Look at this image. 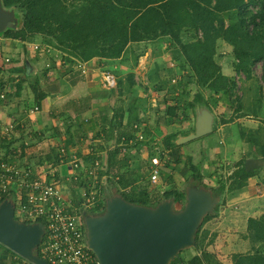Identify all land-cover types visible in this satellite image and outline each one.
Masks as SVG:
<instances>
[{"label": "trees", "instance_id": "obj_1", "mask_svg": "<svg viewBox=\"0 0 264 264\" xmlns=\"http://www.w3.org/2000/svg\"><path fill=\"white\" fill-rule=\"evenodd\" d=\"M2 3L4 6L14 7L21 16V23L16 28L1 31L3 36L21 40L39 38L41 42L55 43L56 47L66 52V60H70L69 57L86 61L95 56L98 59L118 57L132 42L165 37L169 45L178 48V54L174 56L177 60L176 70L185 71L179 77H173L175 81H171V76L169 80L155 82L149 74L153 88L162 90L167 83L169 85L164 98V111L168 115L164 120L166 124L183 122L178 113L180 107L185 113L182 114L185 119L189 118L188 110L195 112L201 107L210 110L211 103L215 104L217 100L214 94H218L225 105H232L230 95L235 82L231 75L222 72L221 64L216 59L220 55L217 50L219 39L231 45L232 67L236 71H243L250 76L251 65L261 60L264 78V0H2ZM23 76L29 75L23 71ZM133 76L132 72L127 73V85L118 79L117 88L114 86L99 91L106 94L105 102L97 104L100 105L103 124L94 135L105 141L113 139L114 145L107 146L103 156L90 151L84 155V160L89 167L94 165L95 160L98 161L96 188L99 194L103 188L101 177L105 176V180L115 187L114 192L120 193L128 201L154 205L163 198L172 197L174 201L181 203L185 197L184 189L173 185L162 192L153 190L154 186L147 187L149 180L148 177L143 179L144 172L138 173L128 167L129 160L125 156L128 148L125 149V144L134 136V124H141L144 119L141 111L143 107L139 104L142 103V98L134 93L130 94L134 85ZM123 86L125 89H121ZM30 87L34 99L40 102L45 92L38 77L30 80ZM205 89L209 90L208 96L204 94ZM126 92L130 94L128 102H124ZM113 95L117 98L109 103V98ZM88 102L89 98L85 96L79 100L69 99L66 103L73 109L80 107L77 110L83 111V107H90ZM239 104L235 106L237 112L234 115H246V112L240 111ZM74 116L67 113L69 121H66V132L72 138L70 144L76 145L75 133L84 135L82 131L94 127L97 121L95 116L87 117L85 122ZM232 117L229 116V119ZM223 119V122L226 121V118ZM71 124L75 126L74 130L69 129ZM193 130V124L186 129H175L164 140L175 164L182 161L183 156L181 148L184 143L176 142L178 134L185 135ZM57 133L63 134V131H55L54 134ZM263 133L264 119L260 126L251 130V135L247 138V142L257 145L255 148L260 155H264V140L260 139ZM145 141L146 139L134 140L133 151L140 153L142 149H146ZM10 142L11 140L3 143L5 149L9 148ZM67 151L65 150L64 155ZM76 153L80 155L78 148ZM154 153L152 149L148 150L147 158ZM64 155H61L63 160L67 158ZM61 156L60 150L56 149L44 159L57 164ZM244 158L245 156L238 160L232 179L229 176V188L226 187V181L220 179L215 189L211 187L215 193L224 189H233L234 192V188L245 183L249 172L243 165ZM44 159L40 162L46 161ZM169 163L170 158L166 161V164ZM190 175L198 179L197 183L192 181L191 184L207 186L202 181L199 169L191 170ZM172 178V174H166L164 181H172ZM75 200L79 203L78 199ZM104 203L102 199L88 212L101 211ZM217 212L218 204L213 212L204 215L195 234V244L181 249L169 264H225L214 251L208 249L216 234L208 236V231L203 229L204 221ZM247 223L246 228L249 227L252 233L255 232V237L263 241L262 247L254 251L233 252L231 264H264V220L249 217Z\"/></svg>", "mask_w": 264, "mask_h": 264}, {"label": "rangeland", "instance_id": "obj_2", "mask_svg": "<svg viewBox=\"0 0 264 264\" xmlns=\"http://www.w3.org/2000/svg\"><path fill=\"white\" fill-rule=\"evenodd\" d=\"M3 4V3H2ZM3 8L6 9V12H11L14 14L11 23V27L15 25L14 28H16L21 23V16L17 10L14 8V13L11 10V7H7L2 5ZM255 10V8H253ZM251 27V25H249ZM0 30V47L7 44L6 37L3 36ZM12 39V37H9V39ZM15 41L19 44L22 43V47L25 50H28V54L25 50L23 52L25 55L33 56L35 55V58H43L42 55H45L43 60L44 64L40 65L43 69H51L53 66L60 67H69V65L72 67L74 64H76L78 61H81L80 59H77L75 57H69L70 60H66L64 58V55H67L65 51L61 50L60 48L56 47L55 43H45L39 41V38L31 39V40H21L18 38H15ZM224 40L219 39L217 41V50L219 51L220 55L216 56L217 61L221 64V66H224L225 68L228 67V69H224L228 73V75H231L234 79L235 85L234 89L232 90V93L230 95L232 105H225L223 100L219 97L218 94H214L215 97H217L216 103H211V109L209 110L211 112V118H212V130L204 135L198 136L197 138H193L191 140H188L184 143V145L181 148V152L183 154L182 161L175 164V162L172 160V156L169 154V148L166 147L164 140L171 134L173 130L177 129H186L187 127L191 126L192 124L195 125V118L198 110L195 112L189 111V118L185 119L183 115V109L180 107L178 109V113L180 116H182V123H174L166 124L164 122L165 118L168 117V115L165 113V96H167L166 89L169 87L168 83L166 84L164 89H155L153 88V85L151 86V77L149 78V74L154 78L155 82H158L159 80H169L170 77L171 81H175L173 77L177 76L179 77L181 74H184L185 71L179 72L177 67V60L174 59V56L178 54V48L174 45H169L168 40L165 37H160L153 40H142L138 42H132L128 45V47L125 49V51L118 57H103L101 61L93 62L90 65L92 67H97L98 69H101V73L110 72L115 76L116 82L118 79H121L125 85H127L125 76L128 72L133 73L134 77V85L132 86L130 94H138L141 95L142 99L146 98L147 105L141 106V108H148L147 110H143L145 112V118L144 122H141V124H138L140 127H136L134 129V136L131 138L130 145L128 143L125 144V149L128 148V151L126 150L125 156L128 157L129 161H133L137 159L140 155L147 159L146 162H144V166L142 164V170L144 171V180L147 177L146 171L148 166V150H151L155 152L156 150H164L165 153L168 152L170 158L169 164H164L165 167H163V171L161 174V178L159 179V182L164 180L166 177V174H172L173 178L172 181H168L165 183V181L162 182L163 187H170V186H177L181 189H186L187 185L191 184L192 181H195L197 183L198 179L193 178L190 175V171H195L197 169L200 170L202 174V181L207 185L206 187L210 188L213 187L214 189L219 184V180L223 179L226 181V184L229 183V176L232 179V173L233 170L236 168L238 164V160L242 157H246V155L255 154L250 151L251 144L247 142V138L249 135H251V129L248 127L252 120L250 116H244L242 117L241 121H235V118L237 117L235 114L236 111V104H239L238 107H241L243 104V107L245 108V111H249L254 115H257L258 117L264 119V78L262 77V61L257 60L255 63L251 65V75L247 76L245 72L243 71H236L232 67V61L233 56L228 49L229 47L225 46ZM14 42V41H13ZM231 48V45H230ZM31 51V52H30ZM222 51V52H221ZM226 52L225 53H223ZM10 53L12 54L11 49H4V47L0 48V53ZM35 52V54H34ZM34 54V55H33ZM34 58V59H35ZM95 58H98L95 56ZM29 59V58H28ZM26 59L25 65L30 64L29 61L31 60ZM53 59V60H52ZM23 64V63H22ZM32 64V63H31ZM25 65H23L25 67ZM99 65L101 67L99 68ZM30 66V65H29ZM26 68V67H25ZM77 68V66H75ZM37 74L36 75L39 78V82L41 83V77H43V73H41L39 67L36 68ZM222 70V69H221ZM26 71V69H25ZM24 71V72H25ZM51 72V71H50ZM49 72V73H50ZM93 70H85L83 73L84 75L91 74ZM223 72V70H222ZM27 74V72H25ZM48 73V74H49ZM87 73V74H86ZM23 74V72H22ZM28 75V74H27ZM30 75V74H29ZM53 74L50 76L52 77ZM60 77V76H59ZM172 83V82H170ZM169 83V84H170ZM100 84V83H99ZM98 84V86H99ZM102 85L101 90H105L107 88H103ZM117 88V86L115 85ZM201 88V87H198ZM121 89H125L124 86L121 87ZM202 89V88H201ZM261 92H260V91ZM130 94L127 92L126 100L124 102H128L130 99ZM204 94L206 96L209 95V90L205 89ZM255 98L252 102V98ZM154 98V99H153ZM212 100V99H210ZM238 100V103H237ZM29 102L31 100H28ZM151 102H155V104H151ZM213 102V100H212ZM252 102V103H251ZM141 105V104H140ZM183 114V115H182ZM229 116H233L231 119H229ZM144 117V116H143ZM223 118H226V121ZM261 120V123L263 120ZM233 121L235 123H233ZM229 122V123H227ZM227 123V124H225ZM221 126H223L221 128ZM226 126V127H225ZM137 129V130H136ZM148 130V133H147ZM138 133H142V138L140 139L137 135ZM192 132V131H190ZM182 136L181 134H178V138ZM136 139L144 140L147 142L146 149H142L140 151V154H135L132 149V142ZM109 146L108 143H105ZM114 145V144H112ZM76 148L79 150V154L75 152ZM105 149V148H104ZM65 150H68L64 155ZM91 151V149L87 150L85 145H72L69 148L66 149H60V152L67 156V158L60 159L59 162H68L69 164H73L74 162V155L77 157V162H81V164L84 165V169H88V163L84 160V155L88 154ZM80 156V157H79ZM141 156L139 158H141ZM166 156V155H165ZM248 157V156H247ZM185 159V161L183 160ZM32 164L38 165L37 170L38 171H45L49 170L51 167H59L60 164L51 163L49 161H42L37 162L38 160H33ZM144 161V160H143ZM42 165H47L42 166ZM146 166V167H145ZM45 167V168H44ZM44 168V169H43ZM72 170L64 175H61V184L65 191H67L69 194L74 195L75 191H77L78 186L84 181L87 180L86 183H89L90 185L94 181V179H97V174L93 173L92 176L90 174H85L84 169L80 166L77 167H70ZM254 170L262 171L264 170V165H262L259 168H254L252 170H248L249 174L246 176V179L251 176V172ZM167 172V173H166ZM78 174L79 178L74 179L73 174ZM165 173V174H164ZM96 174V176H95ZM67 178H66V177ZM165 176V177H164ZM102 183V190H101V196L103 198H106L112 194H115L114 192L115 187L108 182V180H105V176L101 177ZM158 182V181H157ZM149 182L147 183L148 188H153L154 186ZM111 184V185H110ZM197 185V184H196ZM94 186V185H93ZM96 187V184H95ZM94 187V188H95ZM227 188H229V184L226 185ZM82 188V187H81ZM97 189V188H95ZM256 188H253L254 192H257L255 190ZM213 193H215L213 189H211ZM229 189H224L223 191H218L216 194L219 196V200L217 202L218 207H222L223 205H226V203L229 204V202H233L234 197H236L235 193L233 191H227ZM261 193V192H258ZM263 200L261 206L259 207L258 211L255 213V218H260L264 220V194L260 197ZM105 201V200H104ZM255 201V200H254ZM184 202V201H183ZM183 202H177L174 201V207L179 208ZM235 203H231L228 205H233ZM258 203L255 201V206L257 207ZM234 208V207H233ZM258 208V207H257ZM102 211V210H101ZM100 212V211H99ZM83 213L86 214L88 211L86 209H83ZM249 218V217H248ZM247 218V219H248ZM248 223H246L247 225ZM239 226H236L237 228H242V231L240 232L241 235L247 240L246 244L244 246H241L242 251L241 252H247V251H254L257 248L262 247L263 241L260 239H257L255 237V232L252 233L250 231L249 227L244 228V222L242 223V226L240 225V222L238 223ZM234 246V245H233ZM236 250H226V255L221 257V260L225 264H231V254L233 252L237 251V246L234 247ZM191 249V248H189ZM228 251V252H227ZM222 255V254H220Z\"/></svg>", "mask_w": 264, "mask_h": 264}, {"label": "crops", "instance_id": "obj_3", "mask_svg": "<svg viewBox=\"0 0 264 264\" xmlns=\"http://www.w3.org/2000/svg\"><path fill=\"white\" fill-rule=\"evenodd\" d=\"M6 39H8V43L1 46L0 48L4 47V49L7 50L11 49L12 54H10L11 52L0 53V91L4 92V98H0V121L5 122L9 120H15L18 123L16 122L17 125L14 129V135L10 137V139H7V141L11 140L9 148L5 149L3 144L4 140L0 139V150L5 155L11 156L13 159L16 158L18 161H26L32 164V162H34L33 160H38L37 162H39L41 159L47 158L48 154L52 153V150H60L71 147L73 145L70 144V140H72V138L69 136V133L66 132L68 129L66 121H69L66 116L67 113H69L72 116L76 114L74 116L76 117L75 119H78L82 122H85L84 120L87 117L95 116L97 123L94 127L88 128L86 131H82V134L84 135H81L77 132L75 133V138L77 140L76 145H85L87 150L91 149V151L103 156L106 151L105 149L108 146L105 143H108L109 146H112L113 139L105 141L94 135L103 124V122H101V114L99 111L100 105L97 104L105 102L106 94L103 95L99 93V91H101L102 85L104 86L103 73H101L102 68H100L101 65H99L100 69L97 67L94 68L90 65V63L92 64L98 60L102 62V60L95 57L88 60L87 70H93V72L91 74L86 73L87 75H84L83 72H80V69L75 68L74 65L72 67L69 65L67 68L65 66L59 68V64L58 66H53V68L46 70L40 66L44 64L43 58L45 55H42L43 58L40 56H38L39 58H35L34 52V59L33 56L31 57L29 55H25L23 50L27 48L23 49L22 43H17L15 38L9 39V37H6ZM224 43L225 46L229 47L228 49H231L230 44L227 42ZM25 51L28 54V50ZM223 53L226 54L224 51ZM5 57H9V61H5ZM28 58L31 60V62L29 61L30 66L25 65L24 62ZM23 65H25L26 68ZM37 67H39L41 73H43L40 86L45 92L40 102H37L34 99V94L30 87V80L33 79V77L37 78ZM221 69L225 74H228L226 71H224V69L227 70L228 67L225 68L224 66H221ZM23 71L30 75L27 77L23 76ZM52 74L53 76L50 77ZM139 93L140 92H138L136 95L139 96ZM85 96H88L89 98L88 104L90 107H83V111L77 110L80 107L73 109L68 103H66L69 99L75 98L79 100ZM256 97L257 96L252 98V102ZM116 98V95L111 96L109 98V103H112ZM28 100L31 101L29 102ZM139 104H141V106H148L146 98L142 99V103ZM151 104L154 105L155 102H151ZM35 106L37 107L36 109H34ZM108 109L109 113H111V109ZM147 109L148 108H144L141 109V111L143 112V110ZM244 109L245 108L242 104L240 111L246 112V115L237 116L235 121H241L242 117L244 116L252 117L250 118L252 122L248 127H250V129L253 131L262 124L260 120L262 118L254 115V113L252 114L249 111H245ZM143 116L145 118V112H143ZM142 122H144V119ZM144 123L147 122L145 121ZM233 123L235 122L233 121ZM72 124L69 126L70 130L75 129V126ZM222 127L223 126H221V128ZM61 130L63 131V134H54L55 131ZM260 139L264 140V133L260 136ZM66 142L67 144H65ZM256 146V144H251L250 151L255 154H248L246 157L264 156L259 154L258 150L255 148ZM135 152L136 151H134V153ZM135 154L140 153L136 152ZM61 155L62 153L60 152V156ZM139 157H137L134 162L128 161V167L129 169L132 168V170L141 173L144 172L142 170V164L144 163L143 160H145V158L142 156L141 158ZM60 159H62V156ZM59 164V167H55L57 169L56 178L61 180L62 177L60 174L64 175L70 172L72 168H70L71 164L68 162H59ZM32 165L35 168L38 166L34 164ZM262 165H264V162ZM162 171L163 169L161 170V174ZM163 181L164 180L162 179V181L155 184L153 190L157 189L159 192H162V190L165 189L163 187L164 184H162ZM253 188H256L255 190L257 192H254ZM232 190L233 189H229L227 191ZM234 193L236 197H234V201L229 202V204H235L228 207L229 204L226 203V205L218 207V212L214 216L205 220L203 223V229L208 231V236L211 233L216 234L213 241L208 245V249L214 251L220 259L226 255V250L235 251V246H237V251H242L241 246H244L247 242V240L240 233L242 228H237L236 226H239V222L242 226V223L244 222L245 228L247 218L254 216L259 207H262L261 204L263 200H261L262 198L260 197L264 194V170H254V174L252 171L251 176L246 179L242 186L234 188ZM254 200L257 201L258 208L255 206ZM0 264L25 263L24 258L21 255L0 243Z\"/></svg>", "mask_w": 264, "mask_h": 264}, {"label": "water", "instance_id": "obj_4", "mask_svg": "<svg viewBox=\"0 0 264 264\" xmlns=\"http://www.w3.org/2000/svg\"><path fill=\"white\" fill-rule=\"evenodd\" d=\"M2 5L0 0V30L14 28L10 22L14 14ZM198 111L194 130L177 138V143L212 130L211 112L206 107ZM263 162L264 156H248L243 165L252 170ZM218 200L210 188L196 184L187 185L179 208L174 207L172 197L147 205L128 201L120 193L112 194L105 198L102 211L84 214L86 245L100 264H169L181 249L195 244L198 226L206 213L214 211ZM43 232L41 221L19 220L12 201H0V243L35 264H49L37 252Z\"/></svg>", "mask_w": 264, "mask_h": 264}, {"label": "built area", "instance_id": "obj_5", "mask_svg": "<svg viewBox=\"0 0 264 264\" xmlns=\"http://www.w3.org/2000/svg\"><path fill=\"white\" fill-rule=\"evenodd\" d=\"M9 59L4 58L5 61ZM87 63L88 61L81 60L74 66H77L80 72H84L87 70ZM103 84L105 88L114 87L115 76L110 72L103 73ZM0 98H4L3 91H0ZM36 108L35 106L34 109ZM16 122L0 121V139L6 142L14 135L18 123ZM136 127H140L138 123L134 124V128ZM137 135L140 139L143 136L138 132ZM129 141L131 138L127 142L130 143ZM74 157L70 167L80 166L84 169V165L77 162L75 155ZM167 158L168 153L164 150H156L149 158L147 177L151 184L159 181ZM97 165L98 161L95 160L92 167L84 169V173L90 176L93 173L97 174ZM56 170L55 167H51L49 170L38 171L32 164L13 159L0 150V201L3 198L12 201L14 216L17 219L43 223L44 232L37 252L49 264H100L94 252L86 245L83 221V209L88 211L97 206L102 199L105 200L98 189H95L97 179H94L91 185L84 180L72 195L63 189L60 179L56 178ZM73 178L78 179V174H73ZM75 199H78L79 203L75 202ZM24 263L35 264L26 258Z\"/></svg>", "mask_w": 264, "mask_h": 264}, {"label": "clouds", "instance_id": "obj_6", "mask_svg": "<svg viewBox=\"0 0 264 264\" xmlns=\"http://www.w3.org/2000/svg\"><path fill=\"white\" fill-rule=\"evenodd\" d=\"M88 61V60H87Z\"/></svg>", "mask_w": 264, "mask_h": 264}]
</instances>
